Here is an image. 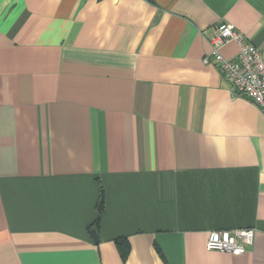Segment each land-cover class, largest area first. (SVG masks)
I'll list each match as a JSON object with an SVG mask.
<instances>
[{"label":"crops","instance_id":"obj_1","mask_svg":"<svg viewBox=\"0 0 264 264\" xmlns=\"http://www.w3.org/2000/svg\"><path fill=\"white\" fill-rule=\"evenodd\" d=\"M221 22L264 52V0H0V264H264V113L202 62Z\"/></svg>","mask_w":264,"mask_h":264},{"label":"built area","instance_id":"obj_2","mask_svg":"<svg viewBox=\"0 0 264 264\" xmlns=\"http://www.w3.org/2000/svg\"><path fill=\"white\" fill-rule=\"evenodd\" d=\"M208 40L210 51L202 62L218 69L232 96L248 98L264 113V52L227 22L215 26ZM230 41L238 45L234 58H226L220 52ZM253 240V228L213 229L208 232L205 248L241 254Z\"/></svg>","mask_w":264,"mask_h":264},{"label":"trees","instance_id":"obj_3","mask_svg":"<svg viewBox=\"0 0 264 264\" xmlns=\"http://www.w3.org/2000/svg\"><path fill=\"white\" fill-rule=\"evenodd\" d=\"M101 195H102V188L100 185V197ZM100 213L101 212H98V215L95 218L94 222L88 226V230L95 229L97 231V228L99 226V221H100ZM115 243L120 253V256L124 258L127 255L128 250H129V244H128L127 239L126 238H116Z\"/></svg>","mask_w":264,"mask_h":264},{"label":"water","instance_id":"obj_4","mask_svg":"<svg viewBox=\"0 0 264 264\" xmlns=\"http://www.w3.org/2000/svg\"><path fill=\"white\" fill-rule=\"evenodd\" d=\"M102 207H103V196L101 195V197H100V199H99V202H98V205H97V209H98V210H101ZM90 235H91V237H92V240H93L95 243H98L99 238H98V235H97L95 229H91V230H90Z\"/></svg>","mask_w":264,"mask_h":264}]
</instances>
